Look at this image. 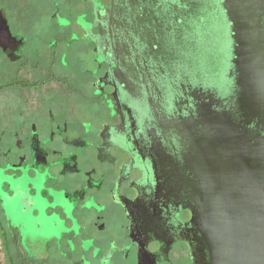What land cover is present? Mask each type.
Listing matches in <instances>:
<instances>
[{"label": "flooded vegetation", "instance_id": "af4514ba", "mask_svg": "<svg viewBox=\"0 0 264 264\" xmlns=\"http://www.w3.org/2000/svg\"><path fill=\"white\" fill-rule=\"evenodd\" d=\"M263 66L264 0H0V264H211Z\"/></svg>", "mask_w": 264, "mask_h": 264}, {"label": "water", "instance_id": "95a60500", "mask_svg": "<svg viewBox=\"0 0 264 264\" xmlns=\"http://www.w3.org/2000/svg\"><path fill=\"white\" fill-rule=\"evenodd\" d=\"M224 147L214 156L215 192L206 214L211 264H264V148L242 159Z\"/></svg>", "mask_w": 264, "mask_h": 264}]
</instances>
